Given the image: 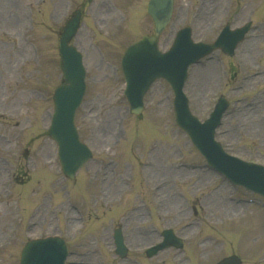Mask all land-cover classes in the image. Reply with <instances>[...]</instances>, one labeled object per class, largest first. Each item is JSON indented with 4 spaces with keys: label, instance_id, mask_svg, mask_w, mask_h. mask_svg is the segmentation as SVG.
I'll return each mask as SVG.
<instances>
[{
    "label": "rangeland",
    "instance_id": "1",
    "mask_svg": "<svg viewBox=\"0 0 264 264\" xmlns=\"http://www.w3.org/2000/svg\"><path fill=\"white\" fill-rule=\"evenodd\" d=\"M147 2L0 0V264H18L27 237L51 233L55 212L62 234L70 238L74 255L68 264H213L233 254L242 264H264V210L255 203L238 204L232 198L255 196L208 168H193L203 159L175 124L164 98L166 85H154L140 115L127 111L120 56L127 44L152 32ZM76 11H81V24L72 42L86 69L76 124L93 158L74 180L65 181L47 127L53 89L61 81L59 32ZM228 18L234 23L249 18L264 22V0H174L160 47L165 49L184 25L191 26L195 40H212ZM245 49L244 70L235 79L264 69V37L252 36ZM208 66L206 71L192 66L185 87L200 117L221 90L231 89L219 81L216 64ZM253 79L232 81V87L242 89L230 95L241 98L240 104L263 99L259 112L227 117L224 132L232 130L226 136L233 146L230 152L264 164V78ZM155 195L161 199L159 207ZM142 201L150 204L151 215ZM38 205H44L36 214L40 221L27 229ZM121 225L130 246L124 263L113 254L111 236ZM165 226L182 236L183 251L170 248L146 259L142 249L157 238L151 229ZM11 228H17L13 235Z\"/></svg>",
    "mask_w": 264,
    "mask_h": 264
},
{
    "label": "water",
    "instance_id": "2",
    "mask_svg": "<svg viewBox=\"0 0 264 264\" xmlns=\"http://www.w3.org/2000/svg\"><path fill=\"white\" fill-rule=\"evenodd\" d=\"M172 2L173 0H149L148 12L154 20V33L130 45L123 56L122 69L127 82L125 94L130 102L131 111L140 112L142 95L156 77L164 76L177 80L172 81L176 94L177 122L186 127L184 128L193 142L209 161L219 164L213 163L217 168L232 180L264 195V169L239 164L231 159H226L224 163L219 145L212 140V129L215 125L200 126L190 115L186 100L179 92L180 80L185 76L187 65L199 58L206 46L193 43L189 28H185L177 32L167 52L161 53L157 48L158 35L170 19ZM78 21L79 13L66 24L59 41L64 83L54 92V112L49 127V134L58 144V156L62 169L69 177H73L75 171L91 156L87 146L80 142L73 123L75 110L85 90L81 56L69 44L78 28ZM214 47L215 44L210 45L208 50ZM116 242L117 250L123 249L120 236L116 237ZM175 244L179 245L177 241ZM65 256V246L57 238L38 239L25 245L21 252L20 264H63ZM228 263L229 260L219 264Z\"/></svg>",
    "mask_w": 264,
    "mask_h": 264
},
{
    "label": "flooded vegetation",
    "instance_id": "3",
    "mask_svg": "<svg viewBox=\"0 0 264 264\" xmlns=\"http://www.w3.org/2000/svg\"><path fill=\"white\" fill-rule=\"evenodd\" d=\"M230 25H231V23H230ZM234 26H237V25H234ZM245 50L246 49H244V48L239 49L232 56L224 55L221 51H218V54L222 55V59H224L223 62L225 63V66L227 67V71L226 70L224 71V74L227 77L226 81H235V80L236 81H248V80L253 79L252 77H247L246 75L242 76L241 78L235 79L238 76V70H244L243 56H244ZM258 74H260L264 78V69ZM254 80L255 79H253V81ZM219 81H221V80H219ZM225 139H226V137H225ZM226 142L227 143L230 142V139L228 138V141H226Z\"/></svg>",
    "mask_w": 264,
    "mask_h": 264
},
{
    "label": "bare ground",
    "instance_id": "4",
    "mask_svg": "<svg viewBox=\"0 0 264 264\" xmlns=\"http://www.w3.org/2000/svg\"><path fill=\"white\" fill-rule=\"evenodd\" d=\"M250 41H251V40H250ZM210 78H211V76H209L208 81H211ZM253 112H254V111H253ZM252 114H254V113H251L250 115H252ZM250 115H247V116H250ZM254 115H255V114H254ZM247 116H246V117H247Z\"/></svg>",
    "mask_w": 264,
    "mask_h": 264
}]
</instances>
